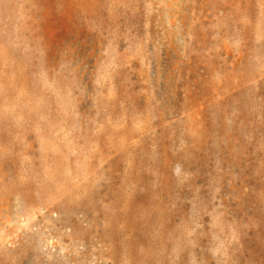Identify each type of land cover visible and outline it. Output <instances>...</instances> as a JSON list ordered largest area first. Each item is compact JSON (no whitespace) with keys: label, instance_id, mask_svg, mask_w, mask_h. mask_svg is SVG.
<instances>
[{"label":"rangeland","instance_id":"obj_1","mask_svg":"<svg viewBox=\"0 0 264 264\" xmlns=\"http://www.w3.org/2000/svg\"><path fill=\"white\" fill-rule=\"evenodd\" d=\"M0 264H264V0H0Z\"/></svg>","mask_w":264,"mask_h":264}]
</instances>
